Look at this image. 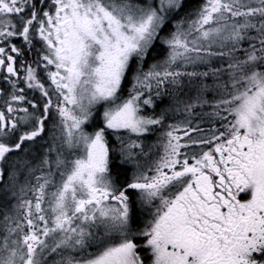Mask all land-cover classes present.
<instances>
[{
	"label": "snow or ice",
	"instance_id": "obj_1",
	"mask_svg": "<svg viewBox=\"0 0 264 264\" xmlns=\"http://www.w3.org/2000/svg\"><path fill=\"white\" fill-rule=\"evenodd\" d=\"M0 264H264V0H0Z\"/></svg>",
	"mask_w": 264,
	"mask_h": 264
}]
</instances>
